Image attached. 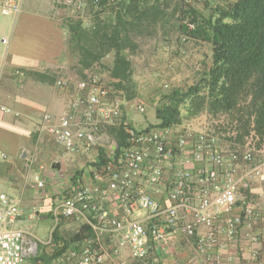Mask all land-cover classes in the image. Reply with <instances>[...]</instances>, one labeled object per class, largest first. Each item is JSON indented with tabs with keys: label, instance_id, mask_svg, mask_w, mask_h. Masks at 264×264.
I'll return each mask as SVG.
<instances>
[{
	"label": "built area",
	"instance_id": "2783aa9c",
	"mask_svg": "<svg viewBox=\"0 0 264 264\" xmlns=\"http://www.w3.org/2000/svg\"><path fill=\"white\" fill-rule=\"evenodd\" d=\"M67 4L80 10L88 6L85 1ZM0 11L9 16L20 7L7 0ZM186 25L194 30L190 22ZM56 85L74 88L71 101L61 117L43 116L39 134L68 155L87 157L88 166L57 182L53 226L44 241L18 227L25 217L20 202L0 190V264H25L40 246L55 247L54 233L70 221L89 226L93 236L50 264H107L123 260L124 253L133 264H155L153 249L166 245L175 232L194 240L197 254L209 262L227 264L233 258L225 260L219 249L248 242L250 260L264 264V145L250 148L247 143L231 152L218 137L178 125L136 129L119 92L97 72ZM130 109L147 111L140 101ZM109 127L122 128L123 145L108 134ZM47 175L43 165L32 174L38 195L49 189ZM26 217L35 222L40 213Z\"/></svg>",
	"mask_w": 264,
	"mask_h": 264
},
{
	"label": "rangeland",
	"instance_id": "374dc122",
	"mask_svg": "<svg viewBox=\"0 0 264 264\" xmlns=\"http://www.w3.org/2000/svg\"><path fill=\"white\" fill-rule=\"evenodd\" d=\"M83 1L88 4L83 10L77 9L76 6L67 5L69 15L63 23L68 31L69 55L63 62L65 65L64 75L60 79H71L72 82L81 78L83 69L79 64L78 52L71 50V36L68 26L81 21L85 28H90L93 26V21L98 22L97 12L101 11L99 19L103 25L108 22L109 24L115 22V13L112 12V8H115L116 2L110 3L109 6L101 10L100 7L90 6V0H76L78 3ZM233 1L150 0L147 4L150 6L149 8L145 9V5L140 8L142 13L138 14V18L141 19H130L132 25L128 26L129 48L124 54L128 55L133 63V82L129 87H131V93H134V99L128 101L124 97V92L117 91L120 94V99H123L126 104V118L136 129L157 124L156 112L165 102V98L175 91L187 92L189 88L201 83L212 65V46L200 37L193 35L191 32L193 30L188 29L186 25L187 19L192 20L197 17L198 21L207 22L209 17H212V11L214 13V10L218 8L227 7ZM5 19H12V16H0V155L5 154L8 161H12L16 157L18 161H26L22 163V167L17 162L15 169L16 174H18L17 178L34 183L32 174L38 171L39 166H42L37 163L43 160V156L40 154L39 161L31 164L33 166L30 163L28 165V159L23 158V156L26 155L33 161V157L37 156L36 136L39 133L43 116L49 114L61 117L62 114H55L49 106V102L43 99V86L39 82L41 78L36 75L37 73L29 72L32 68H29L31 65L27 63V59L13 58L12 52H6L7 44H3L5 37L1 35V27L4 26L2 22ZM113 60L114 54L110 53L88 70V72L99 73L106 84L112 88L114 81L111 80L109 70L113 67ZM48 78L54 79V83L50 84L51 90L57 92L58 89L54 88V85L58 77L55 75V77L48 76ZM135 101L144 103L147 108L146 114L131 112V104ZM2 107L11 109L13 113H3ZM190 107H192V102H187L181 107L183 120L182 124L178 126L208 134H213L214 130L218 131L220 124L231 126L229 118L220 117L216 119L206 111L188 112ZM15 113H19L20 117L16 118ZM22 124H28L30 131H26L25 128L21 131L19 127H22ZM216 136L225 148L224 139L219 135ZM256 143L255 139H249L248 147H257ZM19 145L23 146L18 147ZM58 150L63 152L61 149ZM85 159L84 166L86 167L89 159L87 157ZM4 160L0 157V161L3 162ZM53 162L47 158L42 161V164L49 169L54 165ZM75 171H80V169L70 172ZM70 172L66 171V174H70ZM81 226L83 225L80 222L70 221L60 228L59 236L64 243L71 245L70 249H78L80 243H74L73 237ZM31 227L32 230L30 231L36 237L45 240L49 238L51 225L46 227L36 224ZM60 245L63 246V244ZM58 249V246H40L38 253L50 260ZM35 260L34 257H29L25 264H36Z\"/></svg>",
	"mask_w": 264,
	"mask_h": 264
},
{
	"label": "trees",
	"instance_id": "16d2710c",
	"mask_svg": "<svg viewBox=\"0 0 264 264\" xmlns=\"http://www.w3.org/2000/svg\"><path fill=\"white\" fill-rule=\"evenodd\" d=\"M149 1L115 0V8H112L115 22L103 25L99 19L101 11L97 12L98 22L93 21L90 28H85L81 21L68 26L71 50L78 52L83 69L81 78L86 77L93 65L113 53V67L109 70L113 88L124 92L126 100L134 99L129 87L133 82V63L124 54L129 48L128 26L132 25L130 19H141L138 18L142 13L140 8L142 5L149 8ZM110 3L112 0H101L97 7L103 10ZM90 6L95 7L94 0H90ZM211 15L207 22L198 21L197 17L187 20L194 25L193 35L212 46V65L201 83L187 92L175 91L165 98L156 112L158 124L161 127L182 124L181 107L192 102L188 112L206 111L216 119L225 117L231 120V126L220 124L218 131L211 133L224 139L226 150L235 152L249 139H255L257 147H261L264 145V0H234L227 7L212 11ZM36 75L43 77L39 73ZM106 130L119 146L123 145L121 127ZM105 156L103 152L100 159L104 160ZM59 232L58 229L54 233L59 248L57 253L50 260L38 253L36 262L49 264L71 248L60 238ZM86 236H93V231L83 225L74 235L73 242L81 243ZM59 241L63 242L62 247Z\"/></svg>",
	"mask_w": 264,
	"mask_h": 264
},
{
	"label": "crops",
	"instance_id": "0c3cea01",
	"mask_svg": "<svg viewBox=\"0 0 264 264\" xmlns=\"http://www.w3.org/2000/svg\"><path fill=\"white\" fill-rule=\"evenodd\" d=\"M5 1L7 0H0V8ZM10 1L18 5L20 11L9 15L12 16V19H5L2 22L4 26L1 27V35L5 37L3 44H7L6 52H12L13 58L21 57L27 59V63L31 65L29 68H32L29 72L39 73L43 76L41 81H39L40 85L43 86V99L49 102V106H51L55 114L63 115L69 106L74 88L70 86L66 89H60L56 85V82L54 88L56 87L58 90L57 92L52 91L50 84L54 83V79L48 78V76L55 77L56 75L58 80H60V77L64 75L65 65L63 62L69 54L67 47L68 31L65 29L66 25L64 26L63 23L69 15L67 12V2L71 0ZM72 1L76 2V0ZM0 16H3L1 11ZM2 108L8 110L7 112L2 111L5 114L13 113L9 108ZM15 117L19 118L20 114L15 113ZM21 126L19 127L21 131L24 128L26 131H30L28 124H22ZM36 139L38 157L34 156V161L26 155L23 158L28 159V165L29 163L31 165L33 162L39 161L40 154L43 156V160L49 158L51 161H54L52 168L48 169L47 184L49 189L44 195H38L35 192L34 183H30L27 180H18V174L15 172L16 164L18 162L22 167V163L26 161H18L17 157L12 161H8L5 154L0 155L1 158L5 159L3 162L0 161V190H6L5 192L19 200L25 217L19 222L18 227L26 231L32 230L30 229L32 228L31 226L36 224L46 227L53 226L50 213L53 207L52 195L55 188L59 186L57 182L64 177L67 178L68 174H66V171L69 173L73 170L83 169L86 163L83 155L72 156L65 153L64 150L63 152L58 150L60 148H57L51 139L48 138L50 139L48 140L46 136L37 133ZM21 146L23 145H19L18 147ZM42 161H39L37 164L43 165ZM34 210L39 211L40 217L39 220L33 223L27 219L26 215ZM38 239L40 241L45 240ZM220 239L224 243L223 234H220ZM60 244H63V242L59 241ZM246 245L249 246V243L241 242V245L236 248L233 247L229 250L219 249V253L225 260L228 256L233 258L230 262L226 260L227 264H254V260H250V250ZM256 247L257 249H262V246ZM262 250L264 251V247ZM153 256L156 259L153 260L155 264H216L214 261L209 262L206 260L205 256L197 254L194 240L185 238L179 232L173 233L166 245L156 246L153 249ZM122 259L108 260L107 264H133L132 260H127V253L123 254ZM36 264L41 263L36 262Z\"/></svg>",
	"mask_w": 264,
	"mask_h": 264
}]
</instances>
